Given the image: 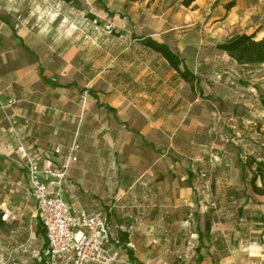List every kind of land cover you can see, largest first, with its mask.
<instances>
[{"label": "crops", "instance_id": "obj_1", "mask_svg": "<svg viewBox=\"0 0 264 264\" xmlns=\"http://www.w3.org/2000/svg\"><path fill=\"white\" fill-rule=\"evenodd\" d=\"M107 1L114 9L106 0H70L60 19L82 13V4L92 18L112 16L120 24L124 10L126 33L105 37L96 25L95 41L79 43L75 29L58 34L63 31L52 28L46 36L25 15L17 28L15 12L25 0H1L0 102L17 101L11 114L18 115L23 140L57 165L63 157L54 148L78 138L81 150L63 181L64 197L74 211L105 216L114 235L124 233V259L130 251L150 264L152 252H144L150 248L157 249L153 264H161L174 252L164 244L176 235L188 243L182 253L194 264H264V192L251 185L264 162V63L240 65L217 48L242 33L264 36V0H197L189 7L183 0ZM146 39L178 53L195 83ZM74 94L85 101L78 113L87 114L80 136L68 111ZM89 113L96 119L89 121ZM16 146L14 135L0 130V159L23 176L36 204ZM201 169L214 173L210 193ZM257 185L263 188L264 176ZM36 217L41 222L37 205ZM188 233L189 240L182 238ZM41 237L38 264L48 247Z\"/></svg>", "mask_w": 264, "mask_h": 264}, {"label": "built area", "instance_id": "obj_2", "mask_svg": "<svg viewBox=\"0 0 264 264\" xmlns=\"http://www.w3.org/2000/svg\"><path fill=\"white\" fill-rule=\"evenodd\" d=\"M18 21L17 28L20 27V16ZM116 27L110 22L106 30L113 32ZM16 103L15 99L0 102V130L13 134L17 141L13 151L26 173L30 197L36 201L48 242L42 253L44 264H133L122 257L121 239L111 232L107 217L86 211L76 212L64 197L63 181L68 170L78 162L81 150L78 138L69 146L54 148L55 156L63 157L57 165L53 158L32 149L23 140L18 131V115L11 114ZM30 123L25 119L23 126L28 129ZM201 178L210 183L205 172H201ZM129 246L135 248L132 244Z\"/></svg>", "mask_w": 264, "mask_h": 264}, {"label": "rangeland", "instance_id": "obj_3", "mask_svg": "<svg viewBox=\"0 0 264 264\" xmlns=\"http://www.w3.org/2000/svg\"><path fill=\"white\" fill-rule=\"evenodd\" d=\"M68 3V0H25L20 9L21 13L15 12V16H22L23 18L24 15L27 16L31 22H34L33 26L40 27L42 29L40 32H43L42 34H45L46 36L50 35L52 28H58L63 31V33L58 32V34H66V32H70V29L73 28L76 30L74 34H78L74 35V41L79 43L81 42V38L84 41H95L93 32H97V30L95 28L92 29V26L98 25L99 30L103 29L105 37L111 34L116 36L121 34L124 35L127 31L128 19L127 13L124 10H122V12H124L126 18L123 16V21L120 24L115 23L117 27L113 32H109L105 29V25L108 24V21L114 23L112 16H106L104 19L96 16L92 18V13L85 10V7L82 6V4L79 6L84 9L82 13L81 11H76V9L75 11L77 14L75 13L73 18L65 16L60 19L62 12H64L61 10ZM106 3L109 4L110 2L106 0ZM110 6L114 9L115 4H111ZM99 7L102 8L101 6ZM118 9L120 8L118 7ZM95 20L99 23L95 24ZM81 36H84L85 39ZM117 48L118 46L114 47L111 51H116ZM109 55H113V53L106 49V56L108 57ZM109 64L110 61L107 60V65ZM71 99L72 104L69 106V110L67 107V110L72 112L70 116H75L77 125H79L76 133L80 136L87 114L83 112L78 113V110L85 101L77 94H74ZM117 101H120V98L117 99ZM96 116L97 113H89V121H92L91 118L96 119ZM104 120H106V118H104ZM201 172H205L210 178V183L201 178L204 180L203 182L210 193L212 191L214 173L210 169H201L199 172L200 176ZM25 187L26 184L23 176L17 170H14L7 162L0 159V212L3 213V223L0 224V262H2V264L39 263L43 239L37 233L36 204L33 200L28 199ZM192 218L195 221L194 224H198L197 213L196 215H192ZM194 224H191V226L193 227L194 233H196ZM174 238L175 240H171L164 244L167 249L174 252L169 253L167 257H163L162 263L173 264L175 262L176 264H194L195 261L192 259L191 254L184 255L182 253L183 250L186 251L188 249V243L183 242L176 235ZM182 238H187V240H189L191 238L190 233ZM179 249L181 251L177 252ZM192 249L193 247H191L190 250ZM144 252L147 255H150L152 252L149 257V263L153 264L154 262L152 261L156 259L154 255L156 254L157 249L151 250L150 248H146ZM156 261H158V259H156Z\"/></svg>", "mask_w": 264, "mask_h": 264}, {"label": "trees", "instance_id": "obj_4", "mask_svg": "<svg viewBox=\"0 0 264 264\" xmlns=\"http://www.w3.org/2000/svg\"><path fill=\"white\" fill-rule=\"evenodd\" d=\"M70 1V0H69ZM130 2H136L139 0H128ZM197 0H183V5L186 7L191 6ZM146 45L154 50L155 52L162 55L170 64V66L177 71V73L188 83L194 84L196 81V76L191 73L187 68L184 70L181 68L184 61L180 55L171 48L164 44L159 43L150 39H146ZM217 48L226 52L231 58H233L240 65H257L264 63V36L261 39H257L254 34H239L225 42L217 44ZM264 105V101H263ZM249 165L253 164L252 160L247 162ZM258 176H264V162H259L257 171L251 179V185L255 193L262 194L264 192L263 188L257 185ZM2 212H0V224H2ZM37 232L40 236H43L46 242V233L44 227L40 221L37 222ZM120 239L122 243H127L126 238H124V233H121ZM47 243H45L44 247ZM128 252V261L133 264H140L134 257L133 253Z\"/></svg>", "mask_w": 264, "mask_h": 264}]
</instances>
